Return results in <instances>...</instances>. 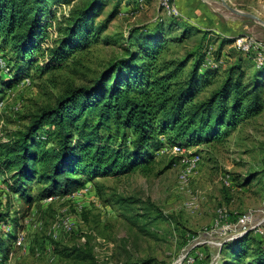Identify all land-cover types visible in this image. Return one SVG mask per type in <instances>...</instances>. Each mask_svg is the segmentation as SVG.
<instances>
[{"label": "trees", "instance_id": "1", "mask_svg": "<svg viewBox=\"0 0 264 264\" xmlns=\"http://www.w3.org/2000/svg\"><path fill=\"white\" fill-rule=\"evenodd\" d=\"M111 1L105 19L96 22ZM122 1L0 0V55L9 68V74L0 71L8 77L0 75V101L30 70L43 75L84 66L83 57ZM65 4L68 13L58 17L57 5ZM52 27L55 37H50ZM176 28L181 32L171 38L164 36L162 22L129 30L120 38L125 45L119 56L84 84L66 86L54 106L40 109L23 130L0 141V171L13 181L9 191L31 203L28 191L34 181L43 185L38 194L43 200L69 195L96 178L147 173L162 147L220 141L264 111V61L251 75L240 58L223 71L204 68L210 32L171 19L167 29ZM196 34L199 38L182 56L169 55L170 46ZM102 39L109 44L111 38ZM230 41L221 40L217 56ZM7 53L11 56L5 59ZM156 211L155 219L161 218ZM6 216L0 209V226ZM8 231L0 229V257L15 241L16 231ZM221 252L220 264H264V243L248 233L225 242ZM61 253L90 258L75 248Z\"/></svg>", "mask_w": 264, "mask_h": 264}, {"label": "rangeland", "instance_id": "2", "mask_svg": "<svg viewBox=\"0 0 264 264\" xmlns=\"http://www.w3.org/2000/svg\"><path fill=\"white\" fill-rule=\"evenodd\" d=\"M161 2L123 0L119 13L90 46L82 59L84 66L76 72L72 67L43 75L28 71L27 77L1 97L0 141L23 130L29 117L40 109L54 106L66 86L82 85L98 74L121 54V44L125 43L120 38L133 28L162 22L164 36L171 38L181 32L180 28L167 29L170 20L177 18L210 32L211 54L206 55L204 68L223 71L240 58L248 75L257 69L264 48L245 53L235 40L243 37L264 47V24L231 9L264 23V0H170L168 8ZM112 4L96 22L105 19ZM56 8L60 17L70 6ZM55 31L54 27L49 29L50 37H55ZM103 36L111 38L109 44ZM199 36L191 35L182 45L170 46L169 55L182 56ZM223 38L233 42L225 44L217 56ZM10 56L7 53L5 59ZM8 69L7 65L0 67L4 74H9ZM165 148L171 147L155 153L147 173L136 170L96 178L69 195H56L51 202L38 199L43 188L38 181L30 184L31 203L10 192V174L0 171V209L7 215L0 229L16 231L15 241L7 256L0 257V264H220L225 242L248 233L264 243V111L220 141L189 147L190 152L200 155V161L186 186L179 183L182 167L178 156L167 168L174 155L162 153ZM156 209L161 218L155 219ZM220 212L225 218H217ZM243 214L250 221L247 232L241 234L233 225ZM17 238H21L20 246ZM73 248L82 250V256L90 254V258L61 255L64 249Z\"/></svg>", "mask_w": 264, "mask_h": 264}, {"label": "built area", "instance_id": "3", "mask_svg": "<svg viewBox=\"0 0 264 264\" xmlns=\"http://www.w3.org/2000/svg\"><path fill=\"white\" fill-rule=\"evenodd\" d=\"M170 0H162L161 4L168 8V4H169ZM173 14H176V12L174 10ZM235 43H238L237 47L239 50H241L242 52L248 53L254 49L257 50H262L264 47L261 46V44L255 42L254 40L251 39H244L243 37L235 40ZM210 48L208 49L207 55L209 56L211 54L210 52ZM264 61V57L257 63V65H261ZM6 65L5 60L0 56V67L4 68ZM162 153H166L168 155H174V156H178L179 157V164L182 167V170L180 171L179 174V183L182 186H186L189 182V179L191 177V175L193 174V172L196 169V166L198 165L199 161H200V155L194 152H190L188 148L186 147H181V146H173L171 148H165L161 151ZM188 154V155H187ZM227 185H229V183H227ZM58 196H50L46 199H44L46 202H51L54 199H57ZM226 214H223L220 212V214H218L217 218L218 219H223L225 218ZM249 217L246 214H243L242 216L239 217L237 223L235 225H233L234 228H238V231L243 234L245 232H247V226L249 223ZM65 227L69 228V224L66 222L65 223ZM231 226H227L226 228H230ZM16 244L17 246L21 245V238H17L16 239ZM183 259V257H182ZM192 260H189L188 262H191Z\"/></svg>", "mask_w": 264, "mask_h": 264}, {"label": "water", "instance_id": "4", "mask_svg": "<svg viewBox=\"0 0 264 264\" xmlns=\"http://www.w3.org/2000/svg\"><path fill=\"white\" fill-rule=\"evenodd\" d=\"M224 5H226V4L224 3ZM231 11L234 12V13H238L239 15H243V16H245V17H249V18H252V19L258 20L259 22H261L262 24H264L262 21H260L257 17H255V16H253V15H250V14H243V13H240V12H236V11H234V10H232V9H231Z\"/></svg>", "mask_w": 264, "mask_h": 264}]
</instances>
